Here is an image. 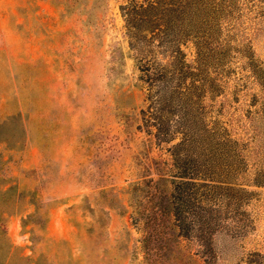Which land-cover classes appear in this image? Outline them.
Wrapping results in <instances>:
<instances>
[{"label": "rangeland", "instance_id": "374dc122", "mask_svg": "<svg viewBox=\"0 0 264 264\" xmlns=\"http://www.w3.org/2000/svg\"><path fill=\"white\" fill-rule=\"evenodd\" d=\"M11 1L0 264H142L130 185L148 174L243 190L206 253L181 240L179 264H264V0ZM42 140V166L21 168Z\"/></svg>", "mask_w": 264, "mask_h": 264}, {"label": "trees", "instance_id": "16d2710c", "mask_svg": "<svg viewBox=\"0 0 264 264\" xmlns=\"http://www.w3.org/2000/svg\"><path fill=\"white\" fill-rule=\"evenodd\" d=\"M152 5L150 0L143 4L129 1L132 9ZM130 12H123L127 23L132 18ZM178 177L159 174L155 178L148 174L130 185L131 195L139 198L133 219L141 232L142 264H179L182 239L192 238L206 253L212 236L224 226L221 213L227 207V193L241 190L206 181L212 179L199 178L196 182ZM32 264H40L39 258L32 260Z\"/></svg>", "mask_w": 264, "mask_h": 264}, {"label": "crops", "instance_id": "0c3cea01", "mask_svg": "<svg viewBox=\"0 0 264 264\" xmlns=\"http://www.w3.org/2000/svg\"><path fill=\"white\" fill-rule=\"evenodd\" d=\"M12 2L11 0H5V2ZM7 7V6H6ZM37 13H40L39 10H35L32 14L35 15ZM6 15L10 16L9 10H6ZM18 46H20V44L17 42L16 43ZM4 48H9V50L12 48H14V44L13 43H4L3 45ZM46 62V61H44ZM48 62V61H47ZM53 141V139H51V141H49V143L51 144ZM71 142V141H70ZM45 141H39V142H35L33 145H29L28 147H25L23 149V158L21 160L20 166L23 169H39L42 166L43 163V158L45 156V154L47 153V150L45 148ZM73 150V147L71 146V144L65 143L63 145V147L61 148V150L59 151L60 153L55 156V158L57 159H63V161H67L68 156L71 155ZM65 166L63 165L62 167V172H64ZM15 176H17L16 172L13 173ZM64 186H67L66 184ZM20 219V217H18V220Z\"/></svg>", "mask_w": 264, "mask_h": 264}]
</instances>
